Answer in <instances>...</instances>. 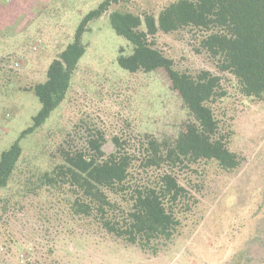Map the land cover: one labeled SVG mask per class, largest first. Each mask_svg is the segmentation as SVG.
<instances>
[{
    "label": "rangeland",
    "instance_id": "rangeland-1",
    "mask_svg": "<svg viewBox=\"0 0 264 264\" xmlns=\"http://www.w3.org/2000/svg\"><path fill=\"white\" fill-rule=\"evenodd\" d=\"M104 0H0V156L20 140L23 156L11 184L0 194V264H264V102L235 92L230 149L241 158L237 171L215 163L201 189L179 206L181 224L157 254L127 244L87 219L74 217L66 194L47 188L24 190L26 178L49 167L48 155L66 132L83 121L107 134L125 127L158 136L176 134L188 112L162 73L131 72L118 61L134 45L117 33L110 12L87 21L86 46L63 102L42 128L33 125L41 102L30 89L47 79L51 62L74 42L85 18ZM183 36L160 34L159 43L179 67L214 68ZM128 124L130 126H128Z\"/></svg>",
    "mask_w": 264,
    "mask_h": 264
},
{
    "label": "trees",
    "instance_id": "trees-1",
    "mask_svg": "<svg viewBox=\"0 0 264 264\" xmlns=\"http://www.w3.org/2000/svg\"><path fill=\"white\" fill-rule=\"evenodd\" d=\"M110 12L118 34L133 51L121 49L119 64L131 72L162 73L187 108L176 134L128 135L125 127L107 134L76 123L48 155L49 167L26 178L24 190L47 188L66 194L74 217L87 219L127 244L157 254L181 224L179 206L201 189L192 176H205L215 163L237 171L240 155L230 149L235 92L264 102V0H104L83 21L76 40L48 67L47 79L30 87L42 104L20 138L42 128L63 102L78 61L86 51L80 36L87 21ZM160 34L183 36L205 56L208 68H181L159 43ZM223 74L232 76L231 86ZM128 126H130L128 124ZM23 156L20 140L0 156V194L14 179Z\"/></svg>",
    "mask_w": 264,
    "mask_h": 264
}]
</instances>
